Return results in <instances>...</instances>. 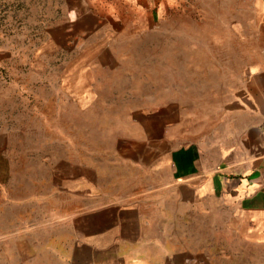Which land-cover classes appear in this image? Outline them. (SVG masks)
I'll list each match as a JSON object with an SVG mask.
<instances>
[{"label":"rangeland","instance_id":"obj_1","mask_svg":"<svg viewBox=\"0 0 264 264\" xmlns=\"http://www.w3.org/2000/svg\"><path fill=\"white\" fill-rule=\"evenodd\" d=\"M261 2L0 0V264H64L68 218L155 180L125 140L180 118L220 132ZM188 229L196 264H264V234L220 210Z\"/></svg>","mask_w":264,"mask_h":264},{"label":"crops","instance_id":"obj_2","mask_svg":"<svg viewBox=\"0 0 264 264\" xmlns=\"http://www.w3.org/2000/svg\"><path fill=\"white\" fill-rule=\"evenodd\" d=\"M258 10L262 47L242 72L220 132L201 134L180 118L172 130L162 123L159 133L145 129L125 140L131 164L155 180L68 218L64 264H196L185 238L195 230L188 227L217 210L232 225L264 234V0ZM21 201H12L19 211ZM19 242L28 243L21 234Z\"/></svg>","mask_w":264,"mask_h":264}]
</instances>
